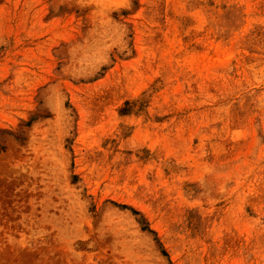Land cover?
I'll list each match as a JSON object with an SVG mask.
<instances>
[{
  "label": "rangeland",
  "instance_id": "rangeland-1",
  "mask_svg": "<svg viewBox=\"0 0 264 264\" xmlns=\"http://www.w3.org/2000/svg\"><path fill=\"white\" fill-rule=\"evenodd\" d=\"M0 264H264V0H0Z\"/></svg>",
  "mask_w": 264,
  "mask_h": 264
}]
</instances>
